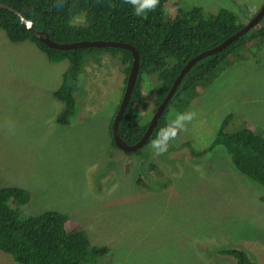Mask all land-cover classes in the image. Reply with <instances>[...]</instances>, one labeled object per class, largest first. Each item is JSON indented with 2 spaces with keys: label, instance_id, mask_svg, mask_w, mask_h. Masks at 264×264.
<instances>
[{
  "label": "rangeland",
  "instance_id": "374dc122",
  "mask_svg": "<svg viewBox=\"0 0 264 264\" xmlns=\"http://www.w3.org/2000/svg\"><path fill=\"white\" fill-rule=\"evenodd\" d=\"M182 1L186 11L193 4L205 13L232 10L244 23L264 3ZM253 46L242 47L191 93L188 110L199 113V123L195 117L182 132L180 150L171 154L172 145L158 155L148 143L128 156L110 145L111 119L125 86L119 60L106 51L83 53L74 82L76 112L62 126L56 116L64 104L53 90L68 62L44 71L36 57L49 62L45 54L0 35V186L19 178L30 193L21 209L26 214L60 211L93 244L109 247L81 264H235L234 256L218 252L223 248L241 249L264 263V187L235 169L222 146L189 156L192 147L214 143L232 112L237 117L230 129L247 121L264 136V46ZM141 77L146 96L138 122L147 123L154 115L155 76ZM182 112L181 101L172 99L166 118ZM149 162L155 169L150 189L143 190L138 186L145 185ZM0 264L20 263L0 251Z\"/></svg>",
  "mask_w": 264,
  "mask_h": 264
},
{
  "label": "trees",
  "instance_id": "16d2710c",
  "mask_svg": "<svg viewBox=\"0 0 264 264\" xmlns=\"http://www.w3.org/2000/svg\"><path fill=\"white\" fill-rule=\"evenodd\" d=\"M0 3L8 7H0V27L6 31L10 42L37 43L50 52L51 59L59 61L63 59L60 54H64L73 62L72 68L65 74L64 84L53 93L64 104L56 116L59 125L68 126L69 119L76 112L74 82L84 63L83 53L106 51L110 57L122 60L126 73L125 83L133 57L129 50L114 46L55 50L41 42L35 35L36 31L44 29L51 38L62 42L121 40L138 49L141 56L139 76L131 101L119 123L120 135L129 145L141 138L148 125L137 124L140 108L131 107L132 99L142 98L144 81L141 75H156V100L150 104L151 112L154 113L156 106L167 95L175 78L190 59L222 43L244 25L240 16L232 10L221 8L216 13H205L203 7L193 4L186 11L182 0H159L154 10L140 16L135 15L132 5L118 0H0ZM168 5H171L170 10L174 14L168 13ZM15 11H18V15ZM80 15L84 17L83 21L74 23V18ZM20 16L31 20L32 28H27ZM262 18L248 33L227 47L198 59L185 72L172 98L181 101L184 112L188 110L193 98L191 93L215 75L220 63H229V55L235 60L240 47H250L252 44L253 47L264 46V25L259 24ZM250 43L252 44L249 45ZM167 112L168 107L146 144L151 143L158 131L169 123ZM233 126L234 116L230 113L222 121L214 143L206 150L194 153H207L222 146L230 155L235 169L264 187V136L252 130L250 125L246 126L245 122L230 129ZM110 130V145L120 150L113 139L111 126ZM138 151L140 149L125 154L131 155ZM153 163L149 162L150 166H144L146 180L145 185H141L143 190L151 187L152 176L149 172L154 167ZM137 181L139 183L140 180ZM29 199L30 193L22 187V180L19 178H11L0 186V247L16 261L21 264H81L89 255L109 251L108 246L92 245L87 232L82 229L67 232V216L61 212L52 211L20 220L18 208H13L11 203L22 207ZM261 200L264 201V194ZM218 252L234 256L236 264H264L239 249L223 248Z\"/></svg>",
  "mask_w": 264,
  "mask_h": 264
},
{
  "label": "clouds",
  "instance_id": "9594fccd",
  "mask_svg": "<svg viewBox=\"0 0 264 264\" xmlns=\"http://www.w3.org/2000/svg\"><path fill=\"white\" fill-rule=\"evenodd\" d=\"M118 1H120V2H122L123 3V1H124V4H127V5H132L133 6V8H134V12H135V15H137V16H140V15H143V14H146V13H148V12H150V11H152V10H154L157 6H158V4H159V0H118ZM2 4V3H1ZM264 4V3H263ZM0 7H2V8H8L7 6H5V5H3L2 4V6H0ZM262 7V6H261ZM221 9V8H220ZM260 10V9H259ZM258 10V11H259ZM257 11V12H258ZM257 12L254 14V16L257 14ZM15 13L18 15V11H15ZM169 14L171 15V10L169 11ZM21 18H20V20H21V22H23L24 24H26V26H27V28H32V25H33V22L31 21V20H28V19H26V18H24L23 16H20ZM22 18L24 19V21L22 20ZM253 18V17H252ZM251 18V19H252ZM78 19H80V21H77ZM83 19H84V17L82 16V15H80V16H76L75 18H74V20H73V22L74 23H80V22H82L83 21ZM250 19V20H251ZM249 20V21H250ZM242 21V20H241ZM244 23V22H243ZM248 23V22H247ZM247 23H244V25L245 24H247ZM244 25H243V27H244ZM264 25V24H263ZM239 31V30H238ZM249 32V31H248ZM247 32V33H248ZM235 34V33H234ZM246 34V33H245ZM245 34H243V35H245ZM0 35H4L5 37H6V31L2 28V27H0ZM35 35H36V37L41 41V42H43V43H45L46 45H47V47H49V48H53V49H55V50H59V51H67V50H69V49H74V48H67L68 46V44H70V43H73V42H77V41H72V42H62V41H57V40H55V39H53V38H51V36L48 34V32L46 31V30H38V31H36L35 32ZM242 35V36H243ZM232 36V35H231ZM241 37V36H240ZM239 37V38H240ZM7 38V37H6ZM238 38V39H239ZM227 39V38H226ZM225 39V40H226ZM237 40V39H236ZM82 41V40H81ZM84 41V40H83ZM88 41H90V40H88ZM93 41V40H92ZM112 41H119V42H124V41H121V40H112ZM235 41V40H234ZM23 42H29L30 44H32V45H34L39 51H41L43 54H45L46 55V57H47V59H48V61L49 62H46L45 60H41L40 58H38V57H36V66L38 67V68H40V69H43L44 71H46V69L47 70H49V72H52L53 70H54V67L57 65V64H59V63H63V62H65V61H67L68 62V65H67V67H65L64 69H60V71H59V75H60V79H59V81H58V83H57V86L56 87H54V90H53V93L55 92V91H58L61 87H62V85L64 84V81H65V74H66V72L68 71V70H70L71 68H72V60L68 57V56H66V55H64V54H60L61 55V57L60 58H63V59H61V60H59V61H55V60H53V59H51V56H50V52L48 51V50H46V49H44V48H41L37 43H33V42H30V41H23ZM233 42V41H232ZM232 42H230V43H228L226 46H223L221 49H223V48H225V47H227L228 45H230ZM18 43H21V42H18ZM126 43H128V42H126ZM129 44H131V43H129ZM221 44V43H220ZM132 45V44H131ZM219 45V44H218ZM132 46H134V45H132ZM217 46V45H216ZM135 47V46H134ZM215 47V46H214ZM120 48H123V47H120ZM213 48V47H212ZM77 49V48H76ZM125 49H127V48H125ZM127 50H129L130 52H131V54H132V63H131V67H130V71H129V74H128V78H127V80H126V83H125V86H124V89H123V94H122V99H120L121 100V102L119 103V105H118V107H117V110H116V112L114 113V114H116L117 115V112L119 111V109H120V107H121V105H122V101H123V97H124V94H125V90H126V86H127V82H128V79H129V75H130V72H131V68H132V66H133V64H134V60H135V56H134V53H133V51L132 50H130V49H127ZM135 50L137 51V54H138V56H139V60H138V62H139V69H138V73H137V76H136V80L138 79V76H139V71H140V60H141V56H140V53H139V51H138V49L135 47ZM240 50H241V47L239 48V50H238V52H237V55L236 56H239V54H240ZM54 57H55V55H54ZM229 58H233L232 56H228V61H229ZM191 60V59H190ZM120 62V65H121V67H122V71L124 72V68H125V66L123 65V63H122V60H120L119 61ZM221 65H225V66H227V65H229V63L227 62V64H226V62L225 63H220ZM219 64V65H220ZM218 65V66H219ZM184 68V67H183ZM182 68V69H183ZM218 68V67H217ZM181 72V71H180ZM124 74H125V77H123L122 79H123V81H125V79H126V73L124 72ZM180 74V73H179ZM178 74V75H179ZM185 74V73H184ZM155 77H154V79H155V88H154V91H153V93H154V100H156L155 98H156V90H157V87H158V83H157V80H156V75L155 74H153ZM177 75V76H178ZM145 77H148L147 75H145ZM177 78V77H176ZM176 78H175V80H176ZM182 79V78H181ZM174 80V81H175ZM143 81H144V79H143ZM181 81V80H180ZM174 83V82H173ZM135 84H136V81H135ZM172 86H173V84H172ZM171 86V87H172ZM171 87H170V89H171ZM178 87V86H177ZM134 88H135V85H134ZM134 88H133V90H132V93H131V96H130V99H129V101H128V104L126 105V107H125V110H124V112H123V115H124V113L126 112V109L128 108V105H129V103H130V101H131V98H132V94H133V91H134ZM143 89L141 90V94H142V98H140V99H136V100H134L133 101V99H132V106L131 107H135V108H140V109H142L143 107H141V104L142 103H144L145 102V96H146V87L143 85V87H142ZM170 89H169V91H170ZM176 90H177V88H176ZM176 90H175V92H176ZM169 91H168V93H169ZM175 92H174V94H175ZM168 93H167V95H168ZM174 94L172 95V97L170 98V100L168 101V103L166 104V106H165V108H164V110H163V112H162V114H161V116H160V118L158 119V122H159V120L162 118V116L164 115V113H165V109H166V107H168L169 106V104H170V102L172 101V98H173V96H174ZM167 95L163 98V100L167 97ZM56 98V97H55ZM58 100V99H57ZM163 100L160 102V103H158V105L156 106V110H157V108L159 107V105L163 102ZM60 101V100H59ZM62 102V101H61ZM150 108H152V107H150ZM156 110L154 111V114H155V112H156ZM144 114H145V111L143 112ZM230 114V113H229ZM123 115H122V117H121V119L123 118ZM231 115H233L234 116V120L236 119V117H237V115L234 113V112H232L231 113ZM154 116V115H153ZM113 117H114V115H113ZM116 117V116H115ZM114 117V118H115ZM195 117H196V113L194 112V111H191V110H187L186 112H182V113H177L176 115H175V119H173L172 121H171V118L169 117V118H167V120H168V124H166L165 125V127H163L162 129H160L159 131H158V133H157V135H156V137L154 138V139H152V141H151V148H152V150L156 153V154H158V155H161V154H164V153H168L169 151H171V148H172V145H174V150L175 151H171V154H175V152H177L178 150H180V149H178V148H180L181 146H182V136H183V131H186L187 130V125L189 124V123H191L194 119H195ZM113 119V118H112ZM121 119H120V121H121ZM152 120V119H151ZM151 120L149 121V122H147L148 123V125H147V129L145 130V132H144V134L141 136V138L145 135V133L147 132V130H148V128H149V125H150V123H151ZM112 122V124H113V121H114V119L113 120H111ZM120 121H119V123H120ZM158 122H157V124H158ZM198 123H199V121H198ZM197 123V124H198ZM112 124L110 125L111 127H112ZM137 124H139V125H143V124H146L145 122L144 123H141V122H137ZM157 124L154 126V128H153V130H152V132L150 133V135L147 137V139H146V142L141 146V147H139V148H137L136 150H138V149H141L147 142H148V140H149V138L151 137V135H152V133L154 132V130H155V127L157 126ZM196 124V125H197ZM205 126H207V123H206V120H204V123H203ZM245 125L246 126H248V125H250L247 121H246V123H245ZM252 129V128H251ZM252 130H254V129H252ZM218 131H219V129H218ZM255 131V130H254ZM118 132H119V124H118ZM256 132V131H255ZM218 133V132H217ZM119 134H120V132H119ZM260 134V133H259ZM262 135V134H261ZM121 136V135H120ZM122 137V136H121ZM140 138V139H141ZM139 139V140H140ZM139 140L137 141V142H139ZM178 140H180L179 142H178ZM136 142V143H137ZM136 143H134V144H136ZM133 145V144H132ZM211 146V145H210ZM206 148H209V147H206ZM206 148H194V147H192L191 148V150H190V154H189V156L190 155H192V156H197V157H203V156H205L206 154H208L209 152H213L214 153V151L215 150H212V151H208L207 153H206V151L205 152H203V153H194V152H196V151H202V150H206ZM177 149V150H176ZM120 150L121 151H123L124 153H128V152H134V151H136V150H133V151H124V150H122L121 148H120ZM206 153V154H205ZM205 154V155H204ZM229 155V154H228ZM129 156V155H128ZM229 158H230V155H229ZM230 161H231V159H230ZM156 162V161H155ZM154 162V163H155ZM232 163V162H231ZM155 168L153 167L152 168V170L150 171V172H152L153 170H154ZM137 180L135 181V184L137 185ZM138 186V185H137ZM138 188H140V189H142V187H141V185H140V183H139V186H138ZM262 197V196H261ZM261 197H260V199H261ZM11 206L13 207V208H18V210H19V219L20 220H27V219H30V216H39V215H42V214H44V213H47V212H52V211H57V210H47V211H44L43 213H40V214H37V215H32V214H26L25 212H24V210H21V209H23V206L22 207H20V206H17L15 203H11ZM58 212H60V211H58ZM62 213V212H61ZM64 214V213H63ZM66 215V214H65ZM67 216V215H66ZM67 220H68V217H67ZM72 224H70L68 221H66V228L68 229H65L67 232H71V231H69V230H74V229H82V230H84L83 228H80V227H77V228H72V227H75V225L74 226H71ZM81 231V230H80ZM85 231V230H84ZM88 234V233H87ZM88 237H89V235H88ZM89 240H90V242L92 243V241H91V239H90V237H89ZM92 245H96V244H93L92 243ZM96 246H98V245H96ZM230 249V248H229ZM232 249H238V248H232ZM239 250H241V249H239ZM0 251H2V252H5L4 250H3V248H1L0 247ZM243 251V250H242ZM245 252V251H244ZM5 253H7V252H5ZM247 253V252H246ZM7 254H9V253H7ZM97 254V253H96ZM95 254V255H96ZM248 254V253H247ZM9 255H11V254H9ZM249 255V254H248ZM91 255H89L86 259H88L89 257H90ZM11 257L13 258V256L11 255ZM235 258V257H234ZM14 259V258H13ZM86 259H84V260H86ZM253 259V258H252ZM15 260V259H14ZM83 260V261H84ZM16 261V260H15ZM82 261V262H83ZM16 262H18V261H16ZM81 262V263H82ZM18 263H20V262H18ZM237 263V259H236V262H235V264ZM261 263V262H260ZM21 264V263H20Z\"/></svg>",
  "mask_w": 264,
  "mask_h": 264
},
{
  "label": "water",
  "instance_id": "95a60500",
  "mask_svg": "<svg viewBox=\"0 0 264 264\" xmlns=\"http://www.w3.org/2000/svg\"><path fill=\"white\" fill-rule=\"evenodd\" d=\"M0 6H2L1 3H0ZM263 15H264V4L260 8V10L257 12V14L247 24H245L244 27H242L235 34L228 37L221 44H219L213 48L207 49V50L197 54L191 60H189L188 63L184 66V68L181 70L180 74L177 76L176 80L174 81L173 86L171 87L167 97L163 100V102L157 108V110H156V112H155V114L151 120V123L149 125L147 132L139 140V142H137L136 144H133V145H129L128 143H126V141L120 136V134L118 132V124H119V121L123 115L125 107L128 104V101L130 99L132 90H133L134 85H135L138 69H139V62H138L139 56L137 54V51L135 50V47L129 43H126V42H119V41H112V40H93V41H88V40L83 41L82 40V41H77V42H73V43L68 44L67 48L76 49V48L85 47V46H114V47L127 48V49H130L133 51L134 56H135L134 64L131 68V72H130L129 79L127 82V86H126L125 94L123 97L122 105H121L119 111L117 112V115L114 118V121H113V124L111 127V129L113 131V139L115 141L116 146L121 148L124 151H133V150H136L137 148L141 147L146 142L147 137L150 135L154 126L157 124L158 119L160 118L166 104L168 103V101L170 100V98L174 94L177 86L179 85L181 78L183 77L184 73L191 67V65L194 64L198 59H200L206 55H209L211 53L219 51L223 46H226L228 43L238 39L240 36L247 33L252 27H254L259 22V20L263 17ZM22 20L24 21L23 18H22Z\"/></svg>",
  "mask_w": 264,
  "mask_h": 264
},
{
  "label": "crops",
  "instance_id": "0c3cea01",
  "mask_svg": "<svg viewBox=\"0 0 264 264\" xmlns=\"http://www.w3.org/2000/svg\"><path fill=\"white\" fill-rule=\"evenodd\" d=\"M196 118H198V121H199V113H198V114H196Z\"/></svg>",
  "mask_w": 264,
  "mask_h": 264
}]
</instances>
